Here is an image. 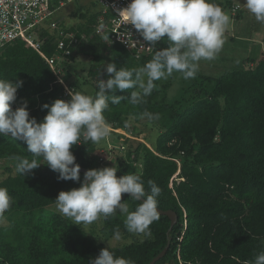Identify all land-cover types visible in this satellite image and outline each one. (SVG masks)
Listing matches in <instances>:
<instances>
[{
	"label": "trees",
	"instance_id": "trees-1",
	"mask_svg": "<svg viewBox=\"0 0 264 264\" xmlns=\"http://www.w3.org/2000/svg\"><path fill=\"white\" fill-rule=\"evenodd\" d=\"M212 2L223 7L221 1ZM74 14L86 23L76 28L60 23L61 27L78 30L89 39L82 40L64 60L62 76L70 91L95 97L100 80L109 78L104 71L108 63L118 69H139L156 52L136 58L123 45L110 44L95 34L98 10L87 16L79 7ZM42 39L47 56L60 53L56 32L45 28ZM168 46L164 38L156 50ZM80 56L94 61L88 73L93 78L92 92L68 76L69 67ZM245 62L254 66L246 68ZM0 79L24 82L13 110L27 102L30 117L38 122L47 115L44 104L71 98L41 54L23 38L0 50ZM184 82L185 89L174 102L167 99L168 85L158 81L144 103L131 105L123 100L113 105L108 101L103 115L110 133L124 140L138 130L130 118L140 120L145 110L160 114V119L149 120L162 129L151 145L138 142L124 161L108 165L100 161L106 138L98 144L81 138L82 144L71 151L76 163L87 169L116 167L118 177L140 174L146 191L147 182L155 181L162 190L158 208L177 214L170 233V218L160 214L150 225V237L140 235L141 239L110 247L117 257L132 264H149L170 242L156 264H246L264 252V50L261 48L258 57L246 58L238 68L213 76L197 70L195 78ZM133 90H117L115 95L130 96ZM14 157L34 158L26 143L12 139L11 134L0 135V160L12 159L15 164V170L10 169L0 181L11 197L5 212L8 223L0 225V264H89L107 247L83 225L57 213H42L61 191L80 187L84 173L80 182L58 180V173L41 164L24 177L16 172ZM36 159L46 163L43 157ZM121 202L127 203L129 211H135L140 203L130 194H122ZM125 219L117 211L103 217L104 228L111 236L119 230L120 236L133 237L125 228Z\"/></svg>",
	"mask_w": 264,
	"mask_h": 264
},
{
	"label": "clouds",
	"instance_id": "clouds-1",
	"mask_svg": "<svg viewBox=\"0 0 264 264\" xmlns=\"http://www.w3.org/2000/svg\"><path fill=\"white\" fill-rule=\"evenodd\" d=\"M247 10L257 22L264 24V0H245ZM119 18L131 25L147 42L155 45L166 38L168 47L156 50L155 54L139 69L117 68L108 63L109 78L100 80L95 97L71 90L70 100L56 99L44 104L47 115L41 122L30 117L28 104L13 110L17 92L23 81L0 79V135L11 134L14 140L26 143L27 152L34 157H14L18 161L16 172L24 177L41 164L58 173V180L81 181V166L76 163L72 147L83 141L99 143L110 135V126L103 115L111 104L123 100L131 105L144 103V97L151 95L155 82L167 80L174 73H180L188 80L195 78L201 60H212L221 49L223 33L230 17L212 0H131L124 8H118ZM149 48H152L149 46ZM134 89L130 96H117V90ZM111 93V95H109ZM160 119V114L147 110L140 119ZM128 122H126V126ZM36 157H43L46 163H39ZM116 167L89 169L84 173L80 187L61 191L54 200L56 211L76 225H90L103 216L107 219L117 211L124 214V225L129 233L150 237V225L159 220L157 198L161 188L149 180V191L145 190L141 175L137 173L117 176ZM122 194H130L139 201L135 211H129ZM141 198H144L141 202ZM11 205L6 188L0 187V218ZM115 239H120L119 230ZM89 264H132L130 260L117 257L110 245ZM246 264H264V252Z\"/></svg>",
	"mask_w": 264,
	"mask_h": 264
},
{
	"label": "rangeland",
	"instance_id": "rangeland-1",
	"mask_svg": "<svg viewBox=\"0 0 264 264\" xmlns=\"http://www.w3.org/2000/svg\"><path fill=\"white\" fill-rule=\"evenodd\" d=\"M218 1L223 3L222 10L230 17V21L226 25L223 33L224 43L214 59L210 61L201 60L198 64V71L212 76L219 75L227 70H232V68H238L243 65L246 58L252 55L258 57L261 48L264 50V24L257 22L254 15L247 10L244 4L245 0ZM79 7L82 8V11L87 16L100 8L94 0L73 1L56 12V20H59L68 27L72 26L76 28L80 23H83L84 25L86 19L74 14ZM46 25L47 24H44L40 27L41 29L37 30V37H41V32L47 28ZM85 36L87 37V35ZM102 39L104 40V38ZM43 42L44 39H42V43ZM92 64H94L92 57L80 56L68 70V76L77 81L81 87L83 86L87 88L90 92L93 91L91 86L93 78H91L88 73ZM253 66L254 64H252V62H245L244 67L249 68ZM184 81L185 79L182 78L180 73H174L167 80H159L158 84L162 85L166 83L168 85L167 99L169 102H174L185 89L183 87L185 84ZM130 121L132 125H136L138 128L136 133L128 134L130 138L124 140L120 136L110 133L105 139V142L101 144V157H103V159H100V161L102 165L118 164L121 161H124L129 150L134 151L138 142H144L151 145V142L154 141L162 130L157 122L149 121L146 118L140 120L130 118ZM10 169L15 170L14 161L12 159H1L0 181L8 176ZM42 213L45 215L59 214L55 209V204L44 207ZM7 214L8 213H3V217L0 218V225L8 223L6 217ZM83 228L106 247H109V245L110 247H116L141 239L140 235L134 233L133 237L120 236V239H115V236H111L104 228L102 216L90 225H83Z\"/></svg>",
	"mask_w": 264,
	"mask_h": 264
},
{
	"label": "built area",
	"instance_id": "built-area-1",
	"mask_svg": "<svg viewBox=\"0 0 264 264\" xmlns=\"http://www.w3.org/2000/svg\"><path fill=\"white\" fill-rule=\"evenodd\" d=\"M77 0H0V50L23 38L34 47L49 64L57 81L61 82L69 94L70 89L63 80L64 60L72 55L73 48L86 40L85 34H78L61 27L55 14L66 4ZM99 8V17L95 25V34L106 39L108 43H119L136 58L150 55L161 41L152 45L140 35L133 26L127 25L119 18L118 8L126 7L131 0H94ZM47 24V28L57 33L60 53L47 56L42 51V40L37 37V30ZM64 26H67L64 24ZM68 27V26H67ZM151 46L152 48H149ZM14 106H12L13 108Z\"/></svg>",
	"mask_w": 264,
	"mask_h": 264
},
{
	"label": "water",
	"instance_id": "water-1",
	"mask_svg": "<svg viewBox=\"0 0 264 264\" xmlns=\"http://www.w3.org/2000/svg\"><path fill=\"white\" fill-rule=\"evenodd\" d=\"M87 170L89 169L81 166L82 173H85ZM141 200L143 201L144 198H141ZM158 211L159 214L167 215L170 218L171 221L170 229H169V233H170L174 225L177 223V214L172 210H162L160 208H158ZM169 246H170V242H168L167 246L157 256H155L149 264H156L157 261H159L167 253Z\"/></svg>",
	"mask_w": 264,
	"mask_h": 264
}]
</instances>
